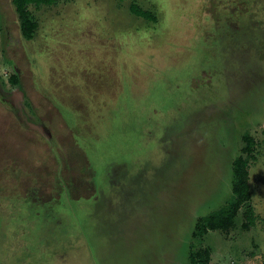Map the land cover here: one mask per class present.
Listing matches in <instances>:
<instances>
[{"label":"rangeland","instance_id":"obj_1","mask_svg":"<svg viewBox=\"0 0 264 264\" xmlns=\"http://www.w3.org/2000/svg\"><path fill=\"white\" fill-rule=\"evenodd\" d=\"M35 13L0 0V264H264V0ZM246 134L252 199L202 234Z\"/></svg>","mask_w":264,"mask_h":264},{"label":"trees","instance_id":"obj_2","mask_svg":"<svg viewBox=\"0 0 264 264\" xmlns=\"http://www.w3.org/2000/svg\"><path fill=\"white\" fill-rule=\"evenodd\" d=\"M58 1L59 0H12V4L18 16L21 34L25 39L31 40L38 30L39 22L35 11L43 6L54 5ZM131 11L140 17L152 19L150 13L141 9L136 3L131 5ZM12 81L13 83L18 82V76L16 74L13 75ZM243 141L244 145L241 154L233 162L232 195L223 207L204 217L198 226H196V230H198L201 225L200 227L203 232H200L202 234L206 233L209 229H227L231 227L236 220L241 206L248 204L252 199L249 184V165L251 159L254 158V140L246 134L243 136ZM253 222L254 220L252 219L251 223ZM209 256L207 250H205V253L193 251L190 255V264H211Z\"/></svg>","mask_w":264,"mask_h":264}]
</instances>
